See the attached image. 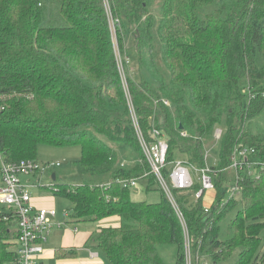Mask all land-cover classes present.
<instances>
[{
    "label": "trees",
    "instance_id": "obj_1",
    "mask_svg": "<svg viewBox=\"0 0 264 264\" xmlns=\"http://www.w3.org/2000/svg\"><path fill=\"white\" fill-rule=\"evenodd\" d=\"M125 34L138 69L157 84L131 75ZM130 108L147 144L157 130L168 145L164 178L174 151L191 153L203 168L209 142L219 146L209 164L216 173L211 205L202 198L186 202L170 190L186 224L191 264H258L264 256L258 124L264 119V0H0L1 163L36 162L40 145L79 147L87 181L51 190L70 204L69 222L118 218L95 238L111 264H168L159 255L165 246L175 247L172 264H185L180 219L150 172ZM235 146L252 150L247 163L263 168L258 179L247 163L238 178L226 175ZM115 147L131 149L138 162L121 165ZM129 180L146 192L158 190L160 200L133 201L132 189L121 185ZM227 183L238 193L224 200ZM16 238V217L0 206V264L14 259ZM54 256L77 253L58 249Z\"/></svg>",
    "mask_w": 264,
    "mask_h": 264
},
{
    "label": "built area",
    "instance_id": "obj_2",
    "mask_svg": "<svg viewBox=\"0 0 264 264\" xmlns=\"http://www.w3.org/2000/svg\"><path fill=\"white\" fill-rule=\"evenodd\" d=\"M130 110L136 136L149 165L150 172L155 176L158 184L180 219L185 235V264H191L189 238L186 224L180 211L178 210L170 190L175 189L181 193L191 192L192 188L195 185H198L200 189L194 193L193 201H197L202 198L204 203L209 206L214 202V177L216 176V173L211 170L209 165L203 168L197 167V169H195L192 165L189 167V163L174 160L171 164V170L168 177L164 178L161 171L166 166L168 145L164 140V137L161 135V132L157 130L153 131L155 141L147 144L143 140L142 133L138 128L132 108H130ZM181 136L185 137V134H181ZM221 136L222 131L220 129H216L214 131L215 140L219 141ZM251 153L252 150L248 148H243L241 146L234 147L230 156L231 164L229 170L233 171L236 178H238L239 173L244 172V163L248 162V157ZM59 166V163H45L39 165L37 162L31 160H21L8 164L1 163L0 206H4L7 210L13 212L16 217L17 231V238L13 248L14 259L7 264H36L35 259L37 255L43 252V245L46 243L50 235L51 228L54 225H57L55 224L57 212L54 209L36 210L33 207L30 189L34 186L30 185L29 182H22L21 178L30 179L37 173L52 172ZM251 166L252 165L248 166V163L246 165V168L249 169L248 174L251 175V177L258 179L263 168H260V170H251ZM190 169L193 170V173L196 176V182L191 176L192 173ZM121 185L122 187H129L132 189L137 186V181H122ZM229 192L230 196L228 198L235 196L238 193L237 186H231L229 188ZM207 210L208 208L206 207L204 211L207 212ZM69 215V213H65L63 214V217L68 219ZM57 226L60 227V224Z\"/></svg>",
    "mask_w": 264,
    "mask_h": 264
},
{
    "label": "rangeland",
    "instance_id": "obj_3",
    "mask_svg": "<svg viewBox=\"0 0 264 264\" xmlns=\"http://www.w3.org/2000/svg\"><path fill=\"white\" fill-rule=\"evenodd\" d=\"M154 13L157 14L158 13L157 10ZM111 31H112V39L115 48L117 62L118 65L121 67L120 59H119L120 53L117 47L115 30L113 29L112 25H111ZM124 37H125V47H126L125 55L128 57L127 59L129 60V68L131 75L135 77L136 80L139 79V75H143L151 83L157 84L155 78L149 72H147L146 70L138 69L135 53L131 46L130 34H125ZM157 64L160 65V62L158 61ZM258 124L261 130L264 131L263 118L258 120ZM213 138L215 139L214 134H213ZM114 149L116 151L120 164H123L126 167H131L138 162L136 154L131 149L127 147H115ZM207 149L208 150L206 151V155L208 156L207 159L209 160L207 165H209L212 161L214 162V160L217 158L219 146L215 142L214 143L209 142ZM36 159H37L36 162L39 165L45 163H52V164L59 163L60 166L55 168L53 172H41V174H39L37 178H31L30 181H28L30 185L34 186L30 190V193L32 192V197L34 200L48 199L49 197L50 198L53 197L51 190H55L57 185L65 184L70 186H77L87 181L86 176H84L81 173L78 165V161L80 159L79 147L54 148L47 145H40L38 147ZM174 160L189 163V167H191L190 165H192V167L195 169H197L198 167L191 153H179L176 150L174 151ZM190 170L192 173L191 176L193 180H195L196 182V176L193 173V170L192 169ZM52 173L56 174V180L54 182L51 180ZM226 175L229 177V179L234 177V173L232 170H228L226 172ZM229 188H230L229 183H227L222 189V191L226 193L224 200H226L230 196ZM180 194H182V196H185L186 202L193 201V195H194L193 192H184ZM131 199L135 202L145 201L147 203H157L160 200V193L158 190L155 189L146 192L144 190V187L137 185L135 188H132ZM54 200H55V204L53 207L57 212L59 218H62L63 214L69 213L71 206L67 201L60 198ZM116 221L117 220H112V221H105L102 223L99 222V223H91V224L95 228L96 226H100L101 228V227L115 226V224L118 225L119 222ZM59 222H62L61 219H59ZM70 226L72 228L74 227H77L78 229L80 228L79 224H75V223L73 224L70 223L69 227ZM97 230L94 232V235L92 239L89 241L87 246L89 250L92 251L96 250L100 254V252L95 248V238L98 232ZM159 255L162 257L164 262L168 264H172L175 261V247L173 246L160 247ZM100 256L102 257L101 254ZM235 256L236 254H234L232 262L235 261ZM104 260L106 264H111L107 259L104 258Z\"/></svg>",
    "mask_w": 264,
    "mask_h": 264
},
{
    "label": "crops",
    "instance_id": "obj_4",
    "mask_svg": "<svg viewBox=\"0 0 264 264\" xmlns=\"http://www.w3.org/2000/svg\"><path fill=\"white\" fill-rule=\"evenodd\" d=\"M39 174H41V172L35 174L32 178H37ZM53 174L55 175L56 180V174L52 173L51 176ZM30 179L21 178L22 182H28ZM54 199H57V197L53 195V197H49L48 199L34 200L31 192V202L36 210L54 209ZM59 219H61L62 222H59ZM112 220H117L116 222H119L118 218H109L101 221L100 223ZM55 224H60V227L54 225L51 228L50 235L45 245H43V252L37 255L35 259L36 264H106L104 260L105 257L101 253L100 254L103 258L96 250H89L87 246L89 241L92 239L94 232L97 229V231H99L100 226H96L95 228L91 223H81L79 224V229L77 227L72 228L71 226L69 227L70 223L68 219H65L64 217L59 218L58 215L55 219ZM115 226H117V224H115ZM58 249H62L66 252L74 249L77 253V257L74 259H56L54 253ZM261 253L262 255L264 254V243ZM258 264H264V256Z\"/></svg>",
    "mask_w": 264,
    "mask_h": 264
},
{
    "label": "water",
    "instance_id": "obj_5",
    "mask_svg": "<svg viewBox=\"0 0 264 264\" xmlns=\"http://www.w3.org/2000/svg\"><path fill=\"white\" fill-rule=\"evenodd\" d=\"M51 180L55 181V175L54 174L51 176Z\"/></svg>",
    "mask_w": 264,
    "mask_h": 264
}]
</instances>
